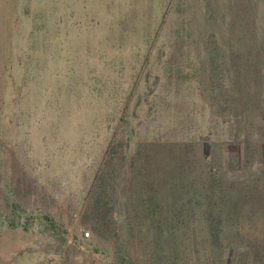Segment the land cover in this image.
I'll list each match as a JSON object with an SVG mask.
<instances>
[{
  "label": "rangeland",
  "instance_id": "374dc122",
  "mask_svg": "<svg viewBox=\"0 0 264 264\" xmlns=\"http://www.w3.org/2000/svg\"><path fill=\"white\" fill-rule=\"evenodd\" d=\"M233 3L245 10L239 16L243 25L264 29V16H259L264 0ZM167 4L168 0H0V264H129L120 254L121 245L128 253H137L139 264H161L157 254L161 241L150 238L142 225L133 224L135 229L129 230L122 207L114 211L109 223L99 221L96 214L89 218L86 190L109 139L107 115L115 127L117 112L130 94L131 80ZM246 6L255 15H246ZM238 24L236 29L226 28V42L234 43V50L246 45ZM177 27L167 21L169 35ZM193 36L196 40L203 37L197 45L207 41L206 33L199 35L196 27ZM180 49H187L186 45ZM193 63L195 70L185 81L190 89L180 97L168 96L169 104L163 105L169 109L155 114L167 117L172 110L178 116L186 114L187 121L199 126L209 143L198 153L208 152L209 159L216 155L224 162L220 174L229 202L226 208L235 204L234 211L243 218L248 234L261 235L264 176L256 169L252 146L238 149L231 142L223 150L213 148L211 141H234L264 117V66L258 70L261 76L251 80L255 92L235 97V117L224 119L218 106L214 113L209 104L220 103L224 97L213 94L210 87H198L192 74L199 78L206 73L198 68V61ZM154 69L162 73L158 66ZM222 71L215 70L217 74ZM143 86L147 85L141 90ZM162 87L166 90L167 86ZM248 97L252 102L246 101ZM12 203L18 208L13 212ZM45 213L59 224L62 241L45 235ZM13 220L17 225L10 224ZM140 221L143 224L146 219L140 216ZM190 228L195 237H202V221ZM226 228L231 233L224 236L225 243L232 233L235 236L230 224ZM139 229L143 238L137 245L128 232L135 235ZM169 229L173 227H168V234ZM193 239L187 243H194ZM173 246L171 241L163 249L173 256Z\"/></svg>",
  "mask_w": 264,
  "mask_h": 264
},
{
  "label": "trees",
  "instance_id": "16d2710c",
  "mask_svg": "<svg viewBox=\"0 0 264 264\" xmlns=\"http://www.w3.org/2000/svg\"><path fill=\"white\" fill-rule=\"evenodd\" d=\"M224 4L227 6L221 9L219 6ZM233 4V0H168L161 24L131 80L130 94L117 112L115 127L107 115L106 127L111 129L109 139L86 190L89 218L96 214L99 221L109 223L114 211L122 210V207L127 226L131 224L129 230L135 229L133 224L142 225L150 238L158 243L161 241V253H157L161 264H264V242H259L264 240V230L261 235H249L243 218L234 211L235 204L226 208L229 202L220 174L224 162L219 156L216 159V155L209 159L208 152L198 153L199 149L208 148V138L202 137L199 126L187 121L186 114L178 116L172 110L168 118H159L155 114L169 109L163 105L170 100L168 96L180 97L185 89H190L185 81L187 74L195 70V61L206 73L199 78L195 72L192 74L198 87H210L213 94L224 97L221 100L224 103L209 102L214 113L218 106L220 114L227 117L224 119L235 117L232 113L235 97L255 92L251 80L262 74H258V70L264 66V29H248L243 25L239 16L245 10H238ZM246 12L248 16L255 15L248 7ZM259 16H264V12ZM168 20L178 25L174 35H169L166 28ZM238 23L242 25L240 37L246 40V45L234 50V43L226 42V28L236 29ZM194 26L199 35L206 33V43L197 45L203 37L194 38ZM161 37L164 39L159 42ZM183 44L187 49H180ZM238 46H241L240 42ZM156 66L162 70L161 74L155 72ZM216 69L223 71L217 74ZM173 77L175 82H172ZM160 78L167 82H160ZM142 85L147 86L141 90ZM162 86H167L166 90ZM246 101L252 102L251 97ZM256 124L250 129L245 128L244 134L234 141L218 139L211 142H214L213 148L223 150L230 148L231 142H235L238 149L251 145L256 169L263 177L264 117ZM229 127L233 130V124ZM14 206L12 203V212L18 209ZM140 216L146 219L143 224ZM44 218L45 235L61 240L59 224L49 213H45ZM199 220L204 227L200 239L190 228ZM10 224L17 225L15 220ZM227 224L235 229V236L232 233L225 243L224 236L228 231L231 233V230L227 231ZM170 226L176 231L169 229L172 232L168 234ZM134 234L128 232L131 242L136 240L139 245L143 238L141 230ZM188 238H195L194 243L188 244ZM171 241L174 242L173 256L163 249ZM120 251L129 264H139L136 252L128 253V248L123 245Z\"/></svg>",
  "mask_w": 264,
  "mask_h": 264
},
{
  "label": "built area",
  "instance_id": "2783aa9c",
  "mask_svg": "<svg viewBox=\"0 0 264 264\" xmlns=\"http://www.w3.org/2000/svg\"><path fill=\"white\" fill-rule=\"evenodd\" d=\"M88 234V233H87Z\"/></svg>",
  "mask_w": 264,
  "mask_h": 264
}]
</instances>
